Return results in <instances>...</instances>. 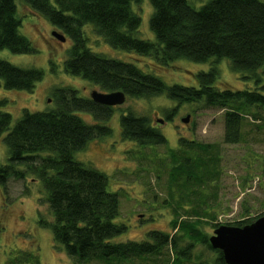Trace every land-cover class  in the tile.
<instances>
[{"label":"trees","instance_id":"1","mask_svg":"<svg viewBox=\"0 0 264 264\" xmlns=\"http://www.w3.org/2000/svg\"><path fill=\"white\" fill-rule=\"evenodd\" d=\"M132 1L24 0L73 42L64 61L69 74L80 76L106 92L122 90L128 98H150L165 93L179 105L204 102L209 108H226L225 143L240 142L242 125L249 114L246 111L256 106L264 108V71L259 72L264 67V0H205L198 8L189 0H150L154 6L150 27L156 41L135 36L141 17L134 12ZM18 14L16 0H0V50L34 53L37 49L32 41L19 31ZM86 24H91L115 49L151 56L163 65L185 58L209 62L212 67L196 74V86H168L157 75L132 62L92 51L83 29ZM222 59H228L243 79L254 80L255 88L218 87L220 71L216 63ZM43 76L40 68L16 66L0 57V91L1 87L33 91ZM56 94L55 109L25 110L13 126L11 114L0 112V138L3 137L9 152L7 163H0V185L6 187L9 179H24L27 174L42 182L53 215L51 222L42 223L52 230L57 247L78 264L102 262L116 256L127 259L158 255L169 241L171 247H176L183 237L170 238L159 231L150 233L154 242L112 241L127 228L115 220L120 214L119 195L109 190V178L103 171L87 167L75 154L85 149L89 141L111 133L104 122L113 115L114 107L97 104L70 88L57 90ZM5 102L6 99L0 98L1 105ZM171 111L167 120H171L176 108ZM77 112H89L96 122L87 124ZM254 117L256 121L259 119ZM120 124L125 140L140 146L166 144L165 135L145 116L128 112L122 114ZM179 142L180 148L172 153L175 166L170 184L180 192L175 205L178 214L189 218H177L173 226L214 249L199 225L209 223L207 218H212L211 211L215 208L202 190L220 175L216 170V146L193 143L183 137ZM187 203L191 206H185ZM252 220L247 218L232 224L241 226ZM214 250L216 258L212 264H226L222 252ZM184 251L181 249L180 253Z\"/></svg>","mask_w":264,"mask_h":264},{"label":"rangeland","instance_id":"2","mask_svg":"<svg viewBox=\"0 0 264 264\" xmlns=\"http://www.w3.org/2000/svg\"><path fill=\"white\" fill-rule=\"evenodd\" d=\"M189 1L196 8L205 2ZM16 2L21 19L19 31L32 41L37 51L16 54L2 49L0 57L16 66L40 68L44 76L35 84L33 91L1 87L0 98L7 102L0 104V112L11 114L12 126L25 110L34 112L55 109L57 90L74 89L85 98L91 97L93 90L103 91L98 85L65 71L64 61L69 57L73 45L71 39L24 0ZM132 7L141 17L135 36L156 41L150 27L154 13L151 1L133 0ZM83 29L92 51L132 62L145 72L157 75L168 86H196V74L212 67L209 62H195L185 58L163 65L151 56L113 48L97 34L91 24H86ZM53 31L63 35L65 40L60 41L53 35ZM216 64L220 71L218 87L255 88L254 80L243 79V75L232 69L228 59H222ZM263 71L264 67L259 70ZM174 108L175 114L171 120H167V114H172ZM226 110L206 107L204 102L179 105L165 93L150 98L127 97L123 104L114 108L113 115L104 122L111 128V133L89 141L85 149L75 154V158L87 167L103 171L109 178V190L119 195L120 214L115 220L126 224L127 228L112 241L154 242L150 236L153 231L167 234L170 238L178 235L183 238L178 240L176 247H171L169 241L158 255L127 259L116 256L102 262L93 260L85 264H176L177 258L179 264H212L216 258L214 249L173 226L175 219L189 218L183 213L178 214L176 206L180 192L177 186L170 184L172 168L175 166L172 153L180 148L181 137L193 143L216 146V170L220 175L202 190L204 196H209L208 201L215 205L211 211L213 219L209 217L208 224L203 222L199 225L204 234L209 238L213 234L217 227L212 223L231 225L247 218L254 221L264 215V108L256 106L246 111L249 114L245 116L241 141L237 144H226L224 140ZM128 112L147 117L151 125L165 135L166 144L140 146L135 141L125 140L121 135L120 118ZM77 114L87 124L96 122L89 112ZM186 116H189V122L183 121ZM254 116L259 119L256 121ZM159 119L163 120L162 123ZM8 157L9 152L2 137L0 163H7ZM6 183V187L0 185V264H78L64 249L57 247L52 230L42 223L53 220L42 182L34 175L27 174L24 179L11 178ZM190 203L185 206H191ZM181 249L185 250L184 253H180Z\"/></svg>","mask_w":264,"mask_h":264},{"label":"water","instance_id":"3","mask_svg":"<svg viewBox=\"0 0 264 264\" xmlns=\"http://www.w3.org/2000/svg\"><path fill=\"white\" fill-rule=\"evenodd\" d=\"M53 35L62 42L65 40L56 31ZM90 94L95 103L105 106H119L126 100V93L122 90L103 92L97 89ZM188 120L189 116L183 118L185 122ZM209 242L210 246L222 252L226 264H264V215L241 226L220 224Z\"/></svg>","mask_w":264,"mask_h":264},{"label":"flooded vegetation","instance_id":"4","mask_svg":"<svg viewBox=\"0 0 264 264\" xmlns=\"http://www.w3.org/2000/svg\"><path fill=\"white\" fill-rule=\"evenodd\" d=\"M103 92H106V91H103ZM90 98H91V97H90ZM126 98H127V95H126ZM110 107H112V106H110ZM115 107H117V106H115ZM115 107H114V108H115ZM159 120H161V119H159ZM159 120H158V121H159ZM162 121H163V120H162ZM184 122H185V121H184ZM160 123H162V122H160Z\"/></svg>","mask_w":264,"mask_h":264}]
</instances>
